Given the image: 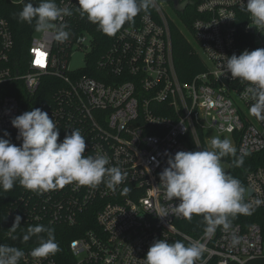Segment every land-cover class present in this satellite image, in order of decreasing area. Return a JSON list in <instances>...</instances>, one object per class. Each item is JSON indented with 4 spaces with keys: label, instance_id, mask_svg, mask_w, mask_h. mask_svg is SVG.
I'll list each match as a JSON object with an SVG mask.
<instances>
[{
    "label": "built area",
    "instance_id": "obj_1",
    "mask_svg": "<svg viewBox=\"0 0 264 264\" xmlns=\"http://www.w3.org/2000/svg\"><path fill=\"white\" fill-rule=\"evenodd\" d=\"M178 2L182 13L197 14L187 33L205 64L189 81L177 71L170 20L158 0V18L144 14L115 36L104 34L107 44L97 59L98 77L83 71L97 46V31L102 32L81 16L78 0L58 3L73 13L56 22L67 24L66 42H57L54 30L36 31L25 52L16 46L9 21L0 16V134L16 129L11 120L27 100L49 91L51 96L40 97V109L59 128V141L79 129L85 156L107 155L108 167L127 174L115 191L104 183L90 188L73 182L43 194L21 186L10 202L11 225L19 215L25 222L88 226L70 242L75 264H144L155 240L178 237L205 245L202 264H246L264 257L258 223L217 226L199 237L182 231L176 221L185 218L174 208L180 201H168L160 183L168 155L210 150L208 132L230 139L240 155L264 151V121L249 114L245 90L250 85L230 72L221 74L223 57L264 48V28L261 33L252 25L247 0ZM76 52L86 53V63L73 69L70 60ZM247 183L251 211L264 208V164L249 171ZM162 211L169 215L159 216ZM31 251L24 250L19 264H57L53 256L37 260Z\"/></svg>",
    "mask_w": 264,
    "mask_h": 264
},
{
    "label": "clouds",
    "instance_id": "obj_2",
    "mask_svg": "<svg viewBox=\"0 0 264 264\" xmlns=\"http://www.w3.org/2000/svg\"><path fill=\"white\" fill-rule=\"evenodd\" d=\"M151 7H155V0H78L81 16L86 15L89 22L108 36H115L126 23L134 22L141 11L147 12ZM246 11L251 16L252 25L261 32L260 29L264 28V0H247ZM72 14L69 8L58 6L55 0H39L35 6L32 0H28L18 18L30 25L35 22L37 32L54 30L55 40L63 43L69 39L70 32L66 30V23L56 22ZM223 61L221 74L230 72L233 79L250 85L245 90L251 101L249 114L264 121V48L245 49L239 55L223 57ZM11 124L18 130L17 139L22 142L17 145L4 138L10 136L6 130L0 136V188L4 191H10L17 181L37 194L61 189L73 182L90 188L104 183L115 191L127 179V174L120 168L108 167L107 155H84L86 142L79 129L59 141V128L40 108L15 116ZM211 146V151L166 153L168 166L159 174L166 199L180 201L174 206L175 214L188 220L193 215L203 216L208 232L217 226L227 229L230 217L251 214L244 201L245 189L241 181L226 172L221 163L223 157H237V149L230 139L218 136L212 138ZM248 154L237 157L234 165L241 167L244 155ZM157 214L166 217L169 212ZM20 225L21 216L17 215L12 232ZM41 233H47V238L40 236ZM34 235L40 242L30 253L33 258H47L61 250L54 229L44 225L29 227L23 241L27 242ZM204 252L205 245L198 241L186 245L183 241L169 243L158 239L149 247L144 264H197L198 261L202 264ZM24 255L19 248L0 245V264H19Z\"/></svg>",
    "mask_w": 264,
    "mask_h": 264
},
{
    "label": "trees",
    "instance_id": "obj_3",
    "mask_svg": "<svg viewBox=\"0 0 264 264\" xmlns=\"http://www.w3.org/2000/svg\"><path fill=\"white\" fill-rule=\"evenodd\" d=\"M60 0H55L58 4ZM28 0H0V16L6 18L9 21L10 27L12 29L16 46L20 52H25V49L30 45L31 39L35 31V22L32 25L27 22H21L18 18L19 12L24 7V4ZM32 3L38 4L39 0H32ZM172 4V3H171ZM173 5V4H172ZM174 6V5H173ZM176 9V8H175ZM179 13L181 25L176 24L170 21V27L173 37V53L174 60L177 71L180 78L183 81H189L195 74L205 69L204 61L201 55L197 52L192 42L189 40L188 28L191 27L193 19L197 17L196 13H191L186 15V11L182 13L180 10L176 9ZM144 14H151L154 17L158 18V13L156 7H151L147 12L141 11L134 19L132 23H126V25L137 24ZM97 46L94 51L90 53L88 57V65L83 71L86 74L93 75L98 77L97 72V59L105 51V46L107 44V38H105L104 33L97 31ZM27 50V49H26ZM48 80H52L47 78ZM44 94L51 96V92L40 91L37 96H34L30 100H27L22 108L20 114L25 111L33 110L34 108H41L40 97ZM10 133L9 137H4L10 139L14 144H21V140L17 139L18 130L7 131ZM4 132L0 134L3 136ZM240 154L237 152V157ZM237 157L231 155L223 157L221 163L232 177H235L241 181L242 186L245 189L244 201L247 200L248 195V183L247 175L249 171L257 167L258 165L264 164V151L256 154L244 155V163L241 167H236L234 165V160ZM21 184L17 181L14 184V187L10 191H4L0 188V245H8L12 247L19 248L21 250L33 249L38 246L39 238L37 236H32L27 242L23 241V235L27 233L29 227H34L37 225H44L54 229L55 239L59 244L60 251L57 252L53 257L56 259L57 264H75V257L73 256L70 249V242L74 238H77L81 235L86 227H71L68 225L61 224H52L49 222H25L21 221V225L16 229L15 232H12V225L8 221L7 210L10 202L14 200L18 194L21 192ZM231 223H241L243 225H250L253 223H258L263 230L264 234V208H258L251 211L250 215H237L235 218H229ZM178 227L194 236L199 237L207 230V224L203 219V216L193 215L191 220L180 219L176 221ZM222 227V226H218ZM40 236L47 238V233H41ZM16 238L13 239L12 237ZM175 241H183L186 245L188 242L181 237H178L174 240L169 241L173 243ZM207 264H218L216 260H211ZM229 264H239L238 262L231 261ZM246 264H264V257H258L252 260H249Z\"/></svg>",
    "mask_w": 264,
    "mask_h": 264
},
{
    "label": "rangeland",
    "instance_id": "obj_4",
    "mask_svg": "<svg viewBox=\"0 0 264 264\" xmlns=\"http://www.w3.org/2000/svg\"><path fill=\"white\" fill-rule=\"evenodd\" d=\"M158 3L160 7L165 11L170 21L181 25L179 13L176 11L175 7L171 4V2L158 0ZM40 34H41L40 32H37V35H40ZM85 57H86L85 52L74 53L70 60V67L73 69L83 67L86 63ZM208 136L210 137L211 140L214 137H217V136L220 137L219 135L212 133V132H208ZM209 149L210 151L213 150L212 146H210Z\"/></svg>",
    "mask_w": 264,
    "mask_h": 264
},
{
    "label": "water",
    "instance_id": "obj_5",
    "mask_svg": "<svg viewBox=\"0 0 264 264\" xmlns=\"http://www.w3.org/2000/svg\"><path fill=\"white\" fill-rule=\"evenodd\" d=\"M161 1H168V2H173L174 6L176 9L182 11L184 9V6H181L178 2V0H161ZM252 193L251 189H248V194L250 195Z\"/></svg>",
    "mask_w": 264,
    "mask_h": 264
}]
</instances>
